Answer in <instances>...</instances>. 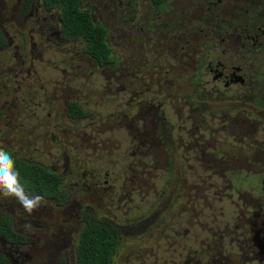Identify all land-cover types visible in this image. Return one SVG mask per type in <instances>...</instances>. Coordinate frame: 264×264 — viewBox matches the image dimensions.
I'll use <instances>...</instances> for the list:
<instances>
[{
    "label": "rangeland",
    "instance_id": "374dc122",
    "mask_svg": "<svg viewBox=\"0 0 264 264\" xmlns=\"http://www.w3.org/2000/svg\"><path fill=\"white\" fill-rule=\"evenodd\" d=\"M249 1H240L241 14L223 8L226 27L253 17ZM202 2L168 0L179 21L165 28L166 15L148 0H137L134 11L126 0H87L84 8L106 28L118 61L98 69L79 45L64 44L57 16L44 14L41 2L23 13L24 0H0L7 42L0 49V149L58 168L74 195L82 194L67 205L42 200L31 214L0 194V216L24 238L22 246L0 241V254L9 252L16 264H76L79 232L86 219L98 218L120 234L112 264H264V218L255 236L243 227L264 214V45L252 57L235 38L208 40L218 60L244 68L253 86L244 91L256 104L218 99L212 74L191 86L193 71L177 62L185 55L172 50L170 31H189L190 20L205 14ZM216 85L226 98L244 95L237 83ZM197 87L211 92L198 111L186 98ZM72 101L87 113L75 124L66 116ZM160 118L167 151L158 146ZM165 158H173L170 173ZM247 243L254 244L250 255L239 246Z\"/></svg>",
    "mask_w": 264,
    "mask_h": 264
},
{
    "label": "trees",
    "instance_id": "16d2710c",
    "mask_svg": "<svg viewBox=\"0 0 264 264\" xmlns=\"http://www.w3.org/2000/svg\"><path fill=\"white\" fill-rule=\"evenodd\" d=\"M31 1H39L46 9L58 12L63 38L68 41L77 42L81 47L84 58L92 62L98 69H111L118 64L110 48L106 28L101 22L95 21L90 10L84 8L87 0ZM127 1L131 7L137 2V0ZM149 1L153 7L156 6L158 8L156 10L164 9V0ZM5 46L6 40L0 27V49ZM208 99L210 100V96ZM200 100L206 101L205 97H201ZM244 102L250 103L251 101L245 100ZM253 104H256V102ZM260 104L258 102L257 107ZM66 116L70 123L75 124L77 121L87 117V113L77 102L72 101L67 103ZM162 124V120L158 119L156 121V136L161 141L160 145H158L159 148L167 151L162 138L164 132V129L161 128ZM146 140L149 141L147 137ZM11 156L15 160L16 169L20 173L21 183L24 185L26 192L31 195L42 196L44 201L48 200L59 206L67 205L73 199L78 200L81 197V194L74 195L73 187L66 185L64 179L58 173L52 171L53 168H48L32 161L18 159V157L13 155ZM165 161V165L168 164V173H170L173 168V158H165ZM167 181L169 182L170 180L167 178ZM93 185L104 189L103 183L99 180H96ZM156 206L162 209L164 204L161 206L158 202H155L154 207ZM218 236L220 235L218 234ZM0 239L13 244L22 241V237L13 230L11 221L7 216H0ZM119 240V232L103 219H86L85 224L79 232L75 246L76 264H112L114 254L119 246ZM241 251L247 255H250L251 252L253 253L251 247L242 248ZM0 264L9 263L5 258L0 257Z\"/></svg>",
    "mask_w": 264,
    "mask_h": 264
},
{
    "label": "flooded vegetation",
    "instance_id": "af4514ba",
    "mask_svg": "<svg viewBox=\"0 0 264 264\" xmlns=\"http://www.w3.org/2000/svg\"><path fill=\"white\" fill-rule=\"evenodd\" d=\"M202 1H203L202 6L205 7L204 9L205 14L200 13L197 20L194 23L191 22V20L193 19L190 20L191 24H190L189 31L186 30L185 34L178 33L180 32V29H178L177 31L175 30L170 31L172 33V38L170 40V45H171L172 50L174 51L176 55H177L178 50L181 52H184V55H185L184 56L185 59L183 58L182 60L181 58H178L177 62L183 61V65L185 66V70L187 73H189L190 71H193V73L189 77V84L191 86H194V87L196 85L203 86L202 77L204 76V74L205 75L206 73L207 75L212 74V82L214 86L216 87L215 94H217L216 97L218 99H222L228 102H235L243 106L247 104H253L254 99L251 98V92L249 90L244 91L247 86H250V88L253 87L250 85V77L248 76L246 77L244 74V68H242L237 62L235 63V62L226 60L225 62L222 63V61L218 60L217 56H215V53L213 51H210L211 42H208V40L209 41L211 40L209 37L216 39L221 36H223L224 39H229V40H232L233 38H235L238 42H242V47L246 49L245 52L250 53L251 56L253 57L255 51L257 50V46L261 47L262 45H264V13L260 12L262 9H264V4H263V8H259V4L262 3L263 0H261L260 3H257L256 0L249 1L248 2L249 7L247 6V8L253 14V17H249V19H247V17L245 16L241 18L240 20H237L236 26L229 27V28L225 26L224 21L220 18V15L223 14L224 9L227 12H236L238 8L241 14L242 6H241L240 1L242 0H227V4H225V6L223 7H222V4H223L222 0H202ZM148 2L152 6L149 0ZM34 3H38V5H41L39 1L24 0V5H23L24 8L23 6H22L23 9L21 8L22 12L24 13L26 4L28 5V7H30V12H31L34 8ZM126 5L128 7V10L134 11L135 4L131 7L129 5V2L127 1ZM167 7H168V0H164L163 10H156L158 8L156 6L154 7L152 6L153 11H158V14L163 13V15H166L163 17V23H164L165 28H167L168 20H171V24L173 26H175V19L177 22L179 21L178 14L174 15L170 10L167 9ZM43 8H44V14L54 13L55 18L57 16L56 26L60 27V31L58 30L55 33L61 36V38L64 41V44L78 45L77 42L75 41H68L67 39L63 38V33H62L63 31H62V26L60 24V20L58 18V12L55 10H48L44 7V5H43ZM163 15H159V17ZM53 17L54 16H52V18ZM244 19H247V22L245 23V25H239V23L243 21ZM205 30L208 32V34H205L206 33ZM260 36H262V39L260 38ZM200 37L203 38L202 41L196 42L197 38H200ZM6 46H7V42H6ZM6 46L4 48H6ZM246 57L250 58V55L246 54ZM235 83L239 84L240 91L244 92L243 96H235L233 98H226L224 96L226 92L224 93L221 92L216 85V84L223 85L224 88L228 90L230 89V86ZM207 85H209V83H207ZM198 88L200 87H197L196 91L190 92V97H186L188 98L187 107H190L196 111H198L200 107L203 108V105H209L210 100L208 99L209 97L208 95H210L211 93V92H208L207 95H203L200 93L201 88L200 89ZM200 95L201 97H205L206 101H201ZM245 100H250L251 102L245 103L244 102ZM159 120H163V119L160 118ZM156 131H157V128H156ZM146 147L148 146L146 145ZM52 171L58 173V175L61 176L60 172L58 171V168H53ZM243 185L244 184H242L241 189L243 188ZM259 187H260V190L262 189L261 191H264V187L262 185ZM261 194L264 197V194L263 193ZM236 195L240 196V192L237 191ZM256 208L261 209V206L256 207ZM236 210L238 211L240 209L236 208ZM260 215H261V218L260 220L256 221V223L252 220L249 222L245 221L247 226L244 225L243 227L251 235L255 236L257 235V233H261L263 230L262 219L264 218V214L263 215L260 214ZM239 220L241 221L242 219L239 218ZM0 241H4V240L0 239ZM5 244H10L11 247L22 246L24 244V238L22 237V241L20 243L13 244V243L5 242ZM239 246L241 250L242 248L246 246L247 248L251 247L252 250L254 249V244L250 245V243L249 244L247 243V245L240 244ZM0 257L5 258L9 264L17 263L16 261L15 263L14 260H12V255L7 251H3V253L0 254ZM26 258L28 259V256H26ZM22 264H26V262Z\"/></svg>",
    "mask_w": 264,
    "mask_h": 264
},
{
    "label": "clouds",
    "instance_id": "9594fccd",
    "mask_svg": "<svg viewBox=\"0 0 264 264\" xmlns=\"http://www.w3.org/2000/svg\"><path fill=\"white\" fill-rule=\"evenodd\" d=\"M0 194L4 197H14L29 214L39 208L43 200L42 196L26 192L15 160L3 149H0Z\"/></svg>",
    "mask_w": 264,
    "mask_h": 264
}]
</instances>
